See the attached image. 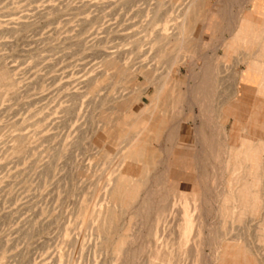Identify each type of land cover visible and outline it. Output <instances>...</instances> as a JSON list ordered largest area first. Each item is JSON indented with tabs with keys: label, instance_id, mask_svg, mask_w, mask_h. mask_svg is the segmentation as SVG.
Listing matches in <instances>:
<instances>
[{
	"label": "rangeland",
	"instance_id": "374dc122",
	"mask_svg": "<svg viewBox=\"0 0 264 264\" xmlns=\"http://www.w3.org/2000/svg\"><path fill=\"white\" fill-rule=\"evenodd\" d=\"M193 3L0 0V264H264V111Z\"/></svg>",
	"mask_w": 264,
	"mask_h": 264
},
{
	"label": "crops",
	"instance_id": "0c3cea01",
	"mask_svg": "<svg viewBox=\"0 0 264 264\" xmlns=\"http://www.w3.org/2000/svg\"><path fill=\"white\" fill-rule=\"evenodd\" d=\"M193 1V9L188 16V21L191 24H195L194 19L200 17L202 36H209L216 46L223 42L225 47L231 52V57L237 53H242L241 55L244 56L243 68L239 72H233L231 78L234 79V83L237 86L240 94L239 98H252L254 100L253 109L255 108L258 111L259 94H264V90L261 89V86L264 87L263 71L260 74L261 69L264 68V0H244L242 2L245 5L244 10L239 15L238 23L232 28L228 39H226L225 33H221L222 29H226L221 4L216 5V7H208L206 6L207 0ZM203 5H205L204 8ZM214 15L218 16L219 21L212 19ZM221 47L217 46L209 51L218 53L222 51ZM228 57L224 55L223 59L227 60ZM192 65H194L193 62ZM226 66L225 64L223 65V70ZM201 67L202 69H208L211 66L206 64ZM190 78L192 79L191 83L194 84L203 82L194 81L192 76ZM202 78L205 79L206 77ZM226 81L223 79L221 82L217 81V83L223 84ZM255 116L252 111L246 124L250 125L254 122Z\"/></svg>",
	"mask_w": 264,
	"mask_h": 264
},
{
	"label": "bare ground",
	"instance_id": "6f19581e",
	"mask_svg": "<svg viewBox=\"0 0 264 264\" xmlns=\"http://www.w3.org/2000/svg\"><path fill=\"white\" fill-rule=\"evenodd\" d=\"M258 71V70H257ZM261 76V75H260ZM262 77V76H261ZM262 100V99H261ZM258 111H264V102L262 101L261 103H260V105L258 106ZM258 119V118H257ZM256 124V123H255ZM256 131V130H255ZM133 162V161H132ZM131 166H130V169H128V173H129V175H131V176H135V175H137L138 173H139V170L136 168L137 167V164L136 163H132V164H130ZM133 185V184H132ZM138 185V184H137ZM137 185H135V186H137ZM134 187H132V189H133ZM137 188V187H136ZM135 189V188H134ZM131 190V189H130ZM127 193V192H126ZM128 193H130V191L128 192ZM127 193V194H128ZM136 193V192H135ZM133 194V193H132ZM131 195V194H130ZM133 196V195H132ZM131 196V197H132Z\"/></svg>",
	"mask_w": 264,
	"mask_h": 264
}]
</instances>
